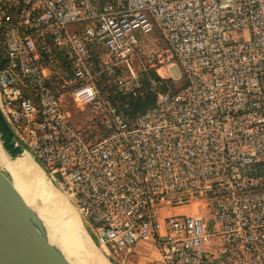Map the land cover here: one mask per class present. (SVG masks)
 Instances as JSON below:
<instances>
[{
    "label": "built area",
    "instance_id": "obj_1",
    "mask_svg": "<svg viewBox=\"0 0 264 264\" xmlns=\"http://www.w3.org/2000/svg\"><path fill=\"white\" fill-rule=\"evenodd\" d=\"M138 31L162 38L139 70ZM173 62L184 87L132 121L98 86L109 72L141 96L140 72ZM65 84L100 110L97 141ZM0 107L108 257L152 241L164 264H264V0H0ZM192 198L211 200L209 222L165 212Z\"/></svg>",
    "mask_w": 264,
    "mask_h": 264
},
{
    "label": "water",
    "instance_id": "obj_2",
    "mask_svg": "<svg viewBox=\"0 0 264 264\" xmlns=\"http://www.w3.org/2000/svg\"><path fill=\"white\" fill-rule=\"evenodd\" d=\"M0 145L11 161L24 154L30 155L42 168L48 181L56 187L46 168L21 143L1 107ZM32 204L27 203L11 177L0 169V264H75L51 239L47 224L36 210L42 205L37 197L33 198ZM79 216L83 233L94 244L96 240L80 213Z\"/></svg>",
    "mask_w": 264,
    "mask_h": 264
},
{
    "label": "rangeland",
    "instance_id": "obj_3",
    "mask_svg": "<svg viewBox=\"0 0 264 264\" xmlns=\"http://www.w3.org/2000/svg\"><path fill=\"white\" fill-rule=\"evenodd\" d=\"M137 36L140 40V45L137 47L140 48L141 51H137V54L133 56V65L134 67L139 70L142 67V64L146 65L147 60L154 56V54L159 50V48L162 45V38L158 33L156 35L154 33H142L137 32ZM159 72L161 75L165 76V78H168L166 76H169L172 80H175V83L177 86H180L182 83V79L180 78V69L176 62H173V64L167 65V66H161L159 68ZM62 78H67L64 72H59V74H53L52 79L54 82H58V84L63 83ZM68 84L64 85V95L61 96L62 100V106L65 109V111L68 114V118L71 121V123L77 128L81 129L84 135L87 136V138L91 141L97 140L101 137L103 134L101 130V121H100V110L96 108L94 105H78L72 100V97L68 93ZM0 169L4 171L7 175H9L13 182V176L12 173L9 171H6L2 166H0ZM55 197L54 199L58 200L61 199L66 204V208L69 209L70 206L73 207L74 211L78 215V218L80 220L79 212L76 209L75 204L73 203L72 199L69 196V193H67L64 188L60 187L59 185H55ZM39 200V199H38ZM41 200H39L40 202ZM69 202V203H68ZM47 207H50V201H48L45 204ZM212 203L209 198H192L189 203L183 204L180 206H174L168 208L165 212L167 214H199L201 215L206 222H209L212 215ZM58 218L61 220L62 216H58ZM81 222V220H80ZM215 242H218V238H216L214 241L212 240L211 243V250L212 252H216V244ZM151 244H145L146 248H143L142 250L148 251L147 248H149L148 253L146 255H142L141 257H129V260L125 262H121L119 259H114L111 257H108L106 251L100 244L94 242V247L96 251L99 253H102V256H104L111 264H164L162 262V258L159 255V250L157 246L153 242H149ZM67 256V255H66ZM96 256V255H95ZM71 261H73L75 264H98L96 263V258H93L89 256V259L93 261V263L90 262L87 258H85L83 255L76 254V257L74 256H67ZM103 257V263L104 264H110L105 258ZM74 258V260H73Z\"/></svg>",
    "mask_w": 264,
    "mask_h": 264
},
{
    "label": "bare ground",
    "instance_id": "obj_4",
    "mask_svg": "<svg viewBox=\"0 0 264 264\" xmlns=\"http://www.w3.org/2000/svg\"><path fill=\"white\" fill-rule=\"evenodd\" d=\"M0 166L6 171L10 169L15 188L28 204L33 205L34 197L41 200L42 205L36 207V210L47 224L51 239L65 255L76 257V254H81L88 260L91 256L96 258V263L104 264L102 261L104 256L95 250L92 240L83 233L82 224L73 207L67 209L65 207L67 204L63 200L54 199L56 188L48 181L42 168L30 155L24 154L21 158L11 161L0 145ZM48 201L50 207L45 205ZM58 216H62V219L60 220ZM90 262L93 263L92 260Z\"/></svg>",
    "mask_w": 264,
    "mask_h": 264
},
{
    "label": "trees",
    "instance_id": "obj_5",
    "mask_svg": "<svg viewBox=\"0 0 264 264\" xmlns=\"http://www.w3.org/2000/svg\"><path fill=\"white\" fill-rule=\"evenodd\" d=\"M154 34L156 35V33ZM138 51H141L140 48L138 49ZM58 57V62L55 64V66L60 64L59 66H64V68H66L64 60L60 56ZM53 66L54 64L51 65V67ZM117 73L120 74L122 73V71L118 70ZM166 77L168 78H165V76L161 75L158 65L153 68H148L146 71H141L140 80L143 82L144 94L137 97L122 94L120 88L114 83L115 75L109 72L102 73V76L98 81V86L102 91H104L111 97L112 101L115 102L119 111L125 116V118L128 121H132L137 114L142 113L155 104L157 90L172 94L182 89L185 85V80L182 75L180 76V78L182 79V83L180 86H177L175 80H172L171 78H169V76ZM149 78H154V80L156 81V85L152 86L150 84ZM51 80L53 81V79ZM100 127L103 132L102 135H104L106 131L102 124L100 125ZM79 130L83 134L81 129ZM83 136L88 143H93L99 139L98 138L97 140L91 141L87 138L86 135L83 134Z\"/></svg>",
    "mask_w": 264,
    "mask_h": 264
},
{
    "label": "crops",
    "instance_id": "obj_6",
    "mask_svg": "<svg viewBox=\"0 0 264 264\" xmlns=\"http://www.w3.org/2000/svg\"><path fill=\"white\" fill-rule=\"evenodd\" d=\"M149 242H152V241L142 242V243L138 244V245L134 248L133 252L130 254L129 257H130V258H131V257H137V258H139V257H141L142 255L149 254V253H148L149 248H147L148 251H145V249H144V251L142 250L143 248H146V247H145V246H146L145 244H151V243H149Z\"/></svg>",
    "mask_w": 264,
    "mask_h": 264
}]
</instances>
